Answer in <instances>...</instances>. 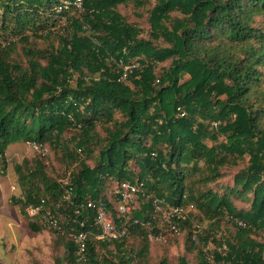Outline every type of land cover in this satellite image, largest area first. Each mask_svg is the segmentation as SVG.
Here are the masks:
<instances>
[{
	"label": "trees",
	"instance_id": "obj_1",
	"mask_svg": "<svg viewBox=\"0 0 264 264\" xmlns=\"http://www.w3.org/2000/svg\"><path fill=\"white\" fill-rule=\"evenodd\" d=\"M65 1L70 5L58 13ZM77 1L0 0V163L10 145L60 148L70 132H76L71 140L77 146L66 152L70 159L85 154L90 160L94 142L105 144L96 166L80 162L68 185L53 181L40 161L15 168L24 200L14 202L42 205L58 220L51 228L65 249L58 264H143L149 236L159 235L163 206H193L210 222L205 236L188 238L198 264H264V243L255 237L264 233V0H155L150 39L118 11L146 0H81V16L70 17ZM46 15L69 23L58 46L41 50L30 46L29 33L43 37ZM11 35L26 44L24 62L13 57ZM99 122L112 124L104 139L96 132ZM246 156L249 165L235 174L233 185L219 186L222 170L237 168ZM109 181L143 184L139 199L146 202L129 214L126 238L101 242L89 236L82 258L75 240L66 237L71 231L99 233L84 204L104 201L123 226L104 196ZM235 199L249 208L238 209ZM62 213L68 216L63 225ZM225 217L236 231L219 238L215 229ZM34 219L46 226L40 216ZM180 226L181 232L191 226L188 215ZM29 227L42 230L36 221ZM130 235L139 237L140 249H126ZM192 238L215 249L198 248ZM95 243L114 245L115 253L101 258ZM180 264L188 263L181 258Z\"/></svg>",
	"mask_w": 264,
	"mask_h": 264
},
{
	"label": "rangeland",
	"instance_id": "obj_2",
	"mask_svg": "<svg viewBox=\"0 0 264 264\" xmlns=\"http://www.w3.org/2000/svg\"><path fill=\"white\" fill-rule=\"evenodd\" d=\"M147 3L143 6H137L134 3H128L121 5L118 11L122 14L125 20L142 31V38L150 39L151 26L149 22L150 11L155 5V0H146ZM77 9L69 14L70 17H79L82 14V9L76 6ZM58 8V7H57ZM173 17H179V14H173ZM47 30L44 32L42 38L34 37L30 35V46L37 49L46 50L51 44L58 46V37L62 36L67 31V25L69 23L66 17L63 18H51L50 15H46ZM51 32V33H49ZM46 33V34H45ZM41 34V33H40ZM1 35V34H0ZM11 41L17 43V50L13 54V57L19 61H25L22 48L25 43L20 42V38L17 40L16 36L11 35ZM4 40L0 36V43L3 44ZM158 46L164 47L165 44L159 42ZM171 61H168L157 66V74H161L164 70H167ZM75 76L73 85L76 84ZM115 120H120L121 115L116 114ZM112 124H104L99 122L96 128V132L101 139L106 136V128L111 127ZM76 132L66 133L64 135L65 144L60 148H55L51 145H46L44 153L35 149L33 145L29 143H16L10 145L6 150L5 162L0 163V264H58V261L63 260L65 255V249L61 236L57 231L44 226L42 221L30 217L27 213V208H23L21 204H16L15 199H22V190L18 184V176L15 168L17 165L25 164V162L34 163L40 161L45 166V170L48 176L62 185H68L72 175L77 173L80 168V162H86L91 167H95L97 164L96 158L99 156V151L104 143L96 145L95 142L91 146L94 149L90 160L86 158L85 154L77 156L76 160L67 157V151H76L77 146L71 140ZM211 145L210 142H208ZM105 145V144H104ZM249 165V157L240 163L237 168L226 167L222 170L223 177L220 179L219 186H232L234 176L240 170L247 168ZM131 169L138 174L140 169L134 163H132ZM112 182V181H111ZM109 184V185H108ZM107 189L104 196L112 199V191L115 185L110 181L107 183ZM146 201L139 199L137 202V209L140 211ZM235 205L238 209L247 210L249 205L241 202V200L235 199ZM47 208V207H46ZM163 211L158 218V230L159 235L157 239L151 241L149 254L145 259H139L143 264H161L164 259L168 264H180V259L185 258L188 264H198L197 251L188 249L187 243L189 242V235L195 238L199 236H205V231L210 228V222L203 219L201 213L197 210H188L187 215L191 220V226L182 227V234L175 236L172 234L168 227L169 209L163 206ZM62 225L68 222V216L64 213L58 214ZM30 221H36L42 226L40 232H33L30 227ZM236 227L229 217H225L222 224L215 229V235L219 238L229 237L234 235ZM197 232V233H195ZM75 232L65 233L66 238H71V234ZM194 235V236H193ZM63 235L62 237L65 238ZM156 237V236H155ZM260 242L264 243V233L255 236ZM192 238L193 242L198 248H205L209 252L215 249L212 243H209L206 247L200 240L197 242ZM91 241H97L94 235H90ZM97 244V251L99 257H111L115 253L114 245L104 248ZM189 245V244H188ZM141 240L138 236L130 235L127 238L126 249L130 252L131 249H140ZM64 264H68L64 260Z\"/></svg>",
	"mask_w": 264,
	"mask_h": 264
},
{
	"label": "built area",
	"instance_id": "obj_3",
	"mask_svg": "<svg viewBox=\"0 0 264 264\" xmlns=\"http://www.w3.org/2000/svg\"><path fill=\"white\" fill-rule=\"evenodd\" d=\"M80 9H82V1L78 0L76 3ZM70 5L69 2L65 1L62 6L57 8V12L60 13L62 9L68 8ZM131 67H127L129 69ZM126 78V74L122 77V80ZM33 147L43 154L45 147L38 145L36 143L32 144ZM145 195V188L143 184H132L130 182H122L118 183L114 186L112 191V199L110 204L113 205V209L116 211V217L124 220L123 226L118 227L116 225V221L113 218L112 212L109 209L107 203L104 201H89L87 204L82 206L84 210L93 211V226L99 230L98 234H95L94 237L97 241L101 242H112L117 240H122L128 236V227L127 223H129V214L132 210L137 208V202L140 196ZM190 210H194L193 206L189 207ZM189 209L186 208H169V219L168 227L172 234L178 236L181 234V226L180 221H182ZM44 208L42 205L34 206L29 205L27 207V213L30 217L35 218L40 216L42 220H44V224H46L49 228H57L58 227V220L51 215V213L47 212L46 214L43 213ZM80 210H77L79 213ZM176 219V221H175ZM84 223H82L83 225ZM241 224V223H240ZM92 235L91 233H84L81 232L79 234L72 233L71 237L75 240L76 244L78 245V252L81 257H85L86 255V247L87 241L89 236ZM151 241L157 239V237L153 236L152 234L149 236Z\"/></svg>",
	"mask_w": 264,
	"mask_h": 264
}]
</instances>
